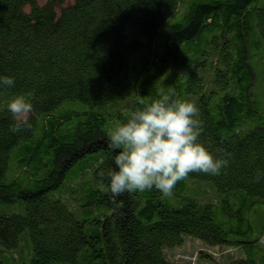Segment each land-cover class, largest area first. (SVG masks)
Masks as SVG:
<instances>
[{
	"label": "trees",
	"instance_id": "trees-1",
	"mask_svg": "<svg viewBox=\"0 0 264 264\" xmlns=\"http://www.w3.org/2000/svg\"><path fill=\"white\" fill-rule=\"evenodd\" d=\"M186 2L0 0V76L15 81L0 87V204L22 210L0 214V248L23 239L30 252L0 264H181L165 250L185 235L255 247V257L218 258L199 248L193 263L264 264V221L249 219L264 209V178L254 179L264 173V97L253 67L264 58V0ZM160 89L198 107L200 142L230 153L229 165L191 173L171 198L126 192L117 208L99 178L115 168L108 133ZM17 95L33 104L32 127L12 133L6 106Z\"/></svg>",
	"mask_w": 264,
	"mask_h": 264
},
{
	"label": "clouds",
	"instance_id": "clouds-1",
	"mask_svg": "<svg viewBox=\"0 0 264 264\" xmlns=\"http://www.w3.org/2000/svg\"><path fill=\"white\" fill-rule=\"evenodd\" d=\"M14 78L0 76V87H13ZM11 115L10 131L17 133L32 127L30 116L33 104L23 95L7 103ZM204 131L198 107L174 98L172 92L160 89L158 98L132 111L126 122L116 124L108 133L109 148L116 153L115 168L101 170V182L107 188L117 208L123 207L117 197L124 193H144L153 189L163 198H171L178 182L191 173L216 176L228 167L230 153L214 156L200 142ZM264 178L257 172L256 182ZM264 243V236L260 238Z\"/></svg>",
	"mask_w": 264,
	"mask_h": 264
},
{
	"label": "rangeland",
	"instance_id": "rangeland-1",
	"mask_svg": "<svg viewBox=\"0 0 264 264\" xmlns=\"http://www.w3.org/2000/svg\"><path fill=\"white\" fill-rule=\"evenodd\" d=\"M38 3L43 4L46 0H36ZM190 0H187L185 8L187 7ZM28 8L26 7V10ZM184 10V9H182ZM254 70L258 76L259 84L257 87L258 96L264 97V58H258L253 63ZM0 97H7L5 93H0ZM14 97H10L9 99H13ZM2 107V106H0ZM67 180H64L59 188L51 193V196H57L59 193L63 192L67 187ZM22 210L18 205L14 204H0V214H11V213H20ZM254 215V216H253ZM252 223L262 222L264 221V209H259L256 214H252L249 217ZM256 235V231L250 233L249 235L243 236L244 238H253ZM264 245V243H263ZM199 248L206 250L207 252L214 255V257H221L225 253H233L236 256L241 257H255L256 254L254 252L255 247L253 248H236L233 250L232 248L220 247V246H209L204 243L202 240L197 239L195 237L185 235L184 242L172 249H166V254L171 258V260L179 261L181 264H205L204 262L197 261L193 263V258H189V256H193L195 252ZM15 251V252H11ZM6 250L4 248H0V261L10 262L13 260H27L30 256L29 247L22 239L20 240V244L17 249L14 250ZM15 253L17 255H15ZM188 259L191 260H187Z\"/></svg>",
	"mask_w": 264,
	"mask_h": 264
}]
</instances>
